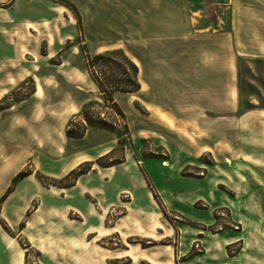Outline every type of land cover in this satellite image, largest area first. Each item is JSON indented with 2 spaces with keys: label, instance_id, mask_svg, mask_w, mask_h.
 Wrapping results in <instances>:
<instances>
[{
  "label": "rangeland",
  "instance_id": "rangeland-1",
  "mask_svg": "<svg viewBox=\"0 0 264 264\" xmlns=\"http://www.w3.org/2000/svg\"><path fill=\"white\" fill-rule=\"evenodd\" d=\"M218 1L236 37L177 45L201 54L169 72L140 56V91L112 94L122 115L86 71V14L49 8L47 40L0 59V264H264V0ZM101 17L120 25L105 40L122 34L114 9ZM112 50L137 62L132 40ZM110 61L100 82L124 87Z\"/></svg>",
  "mask_w": 264,
  "mask_h": 264
},
{
  "label": "crops",
  "instance_id": "crops-1",
  "mask_svg": "<svg viewBox=\"0 0 264 264\" xmlns=\"http://www.w3.org/2000/svg\"><path fill=\"white\" fill-rule=\"evenodd\" d=\"M49 8L65 9L70 17L72 15L68 9L74 15L76 12L77 17H80L79 12L87 15L88 40L97 47L94 55L132 40L137 55V62L134 63L139 70L145 67L140 56H160L168 57V65L164 67L168 72L175 70L177 54H188L187 50L190 53L191 48H177V45H186L190 41L235 38L238 18L231 1L218 0H0V59L8 63L18 46L30 53L33 40H47L39 36L47 23L58 18L48 11ZM107 9H114L124 22L122 34L110 40H105L103 34L110 33L109 30L120 25L101 17ZM96 16H99L98 20ZM198 48L194 51L191 49L194 55L201 54V48ZM33 52L39 53V47ZM160 60L165 62L164 59ZM143 181L147 185L145 177Z\"/></svg>",
  "mask_w": 264,
  "mask_h": 264
},
{
  "label": "trees",
  "instance_id": "trees-1",
  "mask_svg": "<svg viewBox=\"0 0 264 264\" xmlns=\"http://www.w3.org/2000/svg\"><path fill=\"white\" fill-rule=\"evenodd\" d=\"M113 56L122 57V60L125 66L123 69V73H124V78H125L124 81L126 85L120 88L113 87L114 89L112 90V87L110 86L108 87L105 84L100 82V78L98 76L96 67L100 66L98 63L102 60L103 61L105 60V62H107L108 64H111L112 61H110V59H112ZM85 61H86V71L88 73V76L90 77V79L92 80L96 88L99 90V92L101 93L103 99L106 101L107 104H111V106L115 109L116 112L122 115L117 104L114 102L112 94L113 93L129 94V93H135L139 91L140 85L137 80V74H138L137 66L131 60H129L127 56L120 50L106 51L105 53L93 55V56H89L85 54ZM128 72H130L131 75H128L127 74ZM107 93H108V97L105 96V94L107 95ZM81 117H82V122L83 124L85 122L86 127L100 128V129H105V130L115 132V128L112 127V125L109 124L107 121H105V119H97L95 121L91 118V116H89L87 113L84 112V109L81 113ZM86 127H83L81 131L73 133V130L70 129L71 128V124H70L67 126L66 137L69 139L82 138L85 134ZM103 167H106V166H103ZM107 167H110V166H107ZM85 173L86 172L84 171H80V169L77 171H74L73 172V175H75L74 180ZM154 196L156 199V195ZM1 225L5 229L4 224H1Z\"/></svg>",
  "mask_w": 264,
  "mask_h": 264
}]
</instances>
